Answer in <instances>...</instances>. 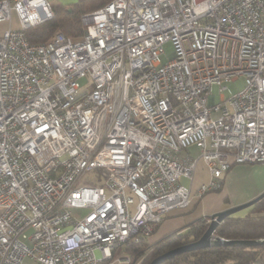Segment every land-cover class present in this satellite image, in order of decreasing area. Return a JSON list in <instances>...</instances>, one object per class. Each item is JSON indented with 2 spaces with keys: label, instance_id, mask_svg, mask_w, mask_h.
Listing matches in <instances>:
<instances>
[{
  "label": "built area",
  "instance_id": "built-area-1",
  "mask_svg": "<svg viewBox=\"0 0 264 264\" xmlns=\"http://www.w3.org/2000/svg\"><path fill=\"white\" fill-rule=\"evenodd\" d=\"M12 10L17 25L0 34V264H127L118 247L217 190L232 165L264 163V0H108L81 15L78 38L44 43L25 30L53 17L49 2L0 0V22ZM200 161L208 179L193 190Z\"/></svg>",
  "mask_w": 264,
  "mask_h": 264
},
{
  "label": "trees",
  "instance_id": "trees-1",
  "mask_svg": "<svg viewBox=\"0 0 264 264\" xmlns=\"http://www.w3.org/2000/svg\"><path fill=\"white\" fill-rule=\"evenodd\" d=\"M108 0H85L69 8L52 6L53 17L25 30L30 43H44L54 34L63 33L78 38L82 33L81 15L102 7ZM215 191H218L215 190ZM208 218L189 222L185 231L171 232L159 241L148 244L145 240L128 242L118 247L113 256L125 255L128 264H148L156 256L180 245L196 241L205 231ZM214 235L231 240H258L264 238V197L253 204L244 217L225 218L215 229ZM121 254H120V253ZM160 264H264V243L256 246L216 245L183 252Z\"/></svg>",
  "mask_w": 264,
  "mask_h": 264
},
{
  "label": "crops",
  "instance_id": "crops-1",
  "mask_svg": "<svg viewBox=\"0 0 264 264\" xmlns=\"http://www.w3.org/2000/svg\"><path fill=\"white\" fill-rule=\"evenodd\" d=\"M52 6H62L69 8L85 0H47ZM92 12V11H91ZM88 13V12H87ZM10 25L15 26L8 22V25L0 23V34L6 30ZM208 179V173L203 164L199 165L197 172L192 180V187L198 186L200 183ZM188 183L187 180H184ZM264 191V163H243L232 165L225 173L220 181L218 191L220 195H224L222 201L216 198H211L210 202L203 203L200 198H193L190 205L185 210H178L172 212L161 220L158 226L155 227L152 234L145 240L148 244L155 243L167 236L171 232L182 230L185 231V226L196 219L209 217L208 214H213L224 210L226 208L243 204L255 198ZM209 193V192H208ZM207 194V193H206ZM204 196V195H203ZM251 208V207H250ZM250 208L246 209V213L239 217H244L248 214ZM238 217V216H236ZM208 221V220H207ZM160 233L159 237L157 233ZM162 233H164L162 235ZM159 238V239H157ZM120 249V248H119ZM118 249V250H119ZM117 250V251H118ZM120 257H127L120 255ZM21 264H38L31 259H24ZM126 264V263H121ZM128 264V263H127ZM138 264V263H137Z\"/></svg>",
  "mask_w": 264,
  "mask_h": 264
},
{
  "label": "water",
  "instance_id": "water-1",
  "mask_svg": "<svg viewBox=\"0 0 264 264\" xmlns=\"http://www.w3.org/2000/svg\"><path fill=\"white\" fill-rule=\"evenodd\" d=\"M264 197V191L257 195L255 198L243 204L235 205L219 212L213 213L209 216L208 225L203 234L196 240L190 243H186L175 247L171 250L162 253L153 258L148 264H160L163 261L173 258L175 255L183 252H189L197 249H203L216 245H241V246H256L264 243L263 239L258 240H243V239H231L227 240L214 235V231L217 226L227 217L233 216L237 211L250 208L253 204Z\"/></svg>",
  "mask_w": 264,
  "mask_h": 264
},
{
  "label": "rangeland",
  "instance_id": "rangeland-1",
  "mask_svg": "<svg viewBox=\"0 0 264 264\" xmlns=\"http://www.w3.org/2000/svg\"><path fill=\"white\" fill-rule=\"evenodd\" d=\"M18 22V17H17V15H16V13H15V11L14 10H12L11 11V23L12 24H16ZM0 23H4V24H6V25H8V22L7 21H5V22H0ZM81 28H82V26H81ZM63 34V33H62ZM163 49H164V53L163 54H161L160 55V60H161V63H164L165 61H167V57H168V55L170 54V52L172 51V48H171V45H170V43H165L164 45H163ZM83 81H84V79H82V80H80V83H83ZM227 87H228V89L230 90V92H236V91H238V90H240L242 87H243V80H242V78H239L238 80H236V81H234V82H231V83H229L228 85H227ZM213 95H214V100H215V103H218V101H219V97H220V94L218 93V91H217V87H214L213 88ZM228 95V92H224V96L226 97ZM199 149L197 148V147H189L186 151H183L182 152V154L184 155V154H190V156H192V157H194V156H197L198 154H199ZM201 164H203L201 161L199 162V165H201ZM198 168H199V166H198ZM80 184H84V179H82L81 181H80ZM182 184H185V185H187V182H185L184 180H182ZM197 187V186H196ZM195 186H193L192 187V189L194 190L195 188H196ZM221 193H219V192H209V193H207V194H205L204 196H202L201 198H200V201L201 202H203L204 204L205 203H207V202H210V199L211 198H216L217 200H219V201H222V199H223V197H224V195L222 194V195H220ZM246 211V209H243V210H240V211H237V212H235L234 214H233V216L234 217H236V216H241V215H243L244 213H246L245 212ZM72 214H74V215H76V216H79L80 214L78 213V211H76V210H74V211H72ZM209 216L211 215V214H208ZM160 233L158 232L157 233V235L158 236H156V237H159L160 235H159ZM164 233H162V235H163ZM157 239H159V238H157ZM120 253V252H119ZM121 254V253H120Z\"/></svg>",
  "mask_w": 264,
  "mask_h": 264
},
{
  "label": "bare ground",
  "instance_id": "bare-ground-1",
  "mask_svg": "<svg viewBox=\"0 0 264 264\" xmlns=\"http://www.w3.org/2000/svg\"><path fill=\"white\" fill-rule=\"evenodd\" d=\"M208 221H209V218H208Z\"/></svg>",
  "mask_w": 264,
  "mask_h": 264
}]
</instances>
